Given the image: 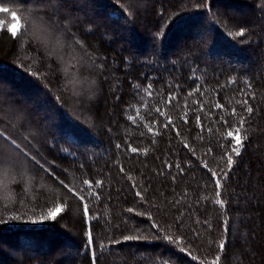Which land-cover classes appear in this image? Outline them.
<instances>
[{
  "label": "trees",
  "instance_id": "obj_1",
  "mask_svg": "<svg viewBox=\"0 0 264 264\" xmlns=\"http://www.w3.org/2000/svg\"><path fill=\"white\" fill-rule=\"evenodd\" d=\"M0 7V264H264V0Z\"/></svg>",
  "mask_w": 264,
  "mask_h": 264
},
{
  "label": "snow or ice",
  "instance_id": "obj_2",
  "mask_svg": "<svg viewBox=\"0 0 264 264\" xmlns=\"http://www.w3.org/2000/svg\"><path fill=\"white\" fill-rule=\"evenodd\" d=\"M8 11H9V9L0 7V12H8ZM12 17H13V20L16 21V23L13 24V26L10 28V31H11L12 36L15 37L18 34V31L23 28L24 24H23V21H21V17L19 15H17V13L13 12L12 13ZM24 21H27V16L26 15L24 16ZM241 35H242V33H241ZM149 87H151V86L149 85ZM157 111H159V109H157ZM247 111L250 113L252 111V109L249 107L247 109ZM165 126H167V125H165ZM229 135H232V133H229ZM4 138H5L4 133L0 132V139H4ZM234 139H235L237 145H239L241 143V139H240V137L238 135L235 136ZM8 142L10 144L16 146L17 148H19L18 145H15V141L14 140L8 141ZM117 147H119V145ZM131 150L132 151H135V149H131ZM233 151L236 152L237 155H239V152L237 151L236 148H233ZM227 158H228L229 163H231L232 162L231 156H228ZM213 175L215 176V173H213ZM60 183L63 184L64 182L63 181H60ZM83 183L88 186L89 190H91V188L93 187L92 182L89 181V180H84ZM216 184H217V186L220 185V179L219 178L216 179ZM64 187L65 188H68V190L70 192H72V194L74 196H78V198L81 201H84V196L81 195L80 193L74 191L71 187H69V185L64 184ZM137 195L140 196L141 193L137 192ZM83 207H84L85 213L87 214L88 204L85 202L83 204ZM58 211H59V209H58ZM128 211L131 212L132 209L129 208ZM153 226L155 227V225H153ZM124 239L125 240H130V239H133V237H131V236H125ZM118 242L119 241H116V243H118ZM175 242L176 243H183V240H177ZM86 243L89 245V249L91 250V246L93 245L94 242L92 240V236H91V232L90 231H89L88 239H87ZM221 247H223V245H221ZM181 250H183V249H181ZM193 259H195V257H193Z\"/></svg>",
  "mask_w": 264,
  "mask_h": 264
},
{
  "label": "rangeland",
  "instance_id": "obj_3",
  "mask_svg": "<svg viewBox=\"0 0 264 264\" xmlns=\"http://www.w3.org/2000/svg\"><path fill=\"white\" fill-rule=\"evenodd\" d=\"M5 163V160L3 161ZM7 168V167H6Z\"/></svg>",
  "mask_w": 264,
  "mask_h": 264
}]
</instances>
